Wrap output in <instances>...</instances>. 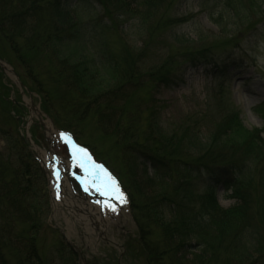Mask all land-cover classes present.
Segmentation results:
<instances>
[{"label":"rangeland","instance_id":"374dc122","mask_svg":"<svg viewBox=\"0 0 264 264\" xmlns=\"http://www.w3.org/2000/svg\"><path fill=\"white\" fill-rule=\"evenodd\" d=\"M128 1L135 9L134 0ZM167 2L171 4L168 7V4L165 5L155 14V31L150 35L153 44L147 50L145 42H151L147 39L146 30H143L136 19L133 21L127 17L123 18L117 31L113 33L115 35L110 37L113 41L118 36L121 38L118 37L113 50L121 52L128 49L127 52L133 54V50L139 51V57L146 54V59L137 69L139 73H145L146 69L160 63L178 44L210 47L217 55L210 66L183 68V78L177 80L176 85L159 86L157 89L153 85H145L129 100L132 103L138 99L145 103L152 99V104H147V108L153 106L155 111V115H152L151 110L141 107V121H136L137 124L131 128L135 133V140L141 142L150 135V122L153 121L152 127L160 129L162 139L171 140L170 137L175 138L176 135L182 137L183 131L188 129L202 142L209 141L217 118H220L218 103L226 99L229 108L239 115L242 127L247 131H260V137L264 141V120L262 113L257 111L258 108L264 109V0ZM63 8V13L66 14L64 16L69 15L67 17L88 23V30L100 18H103L104 23L107 22L103 9L96 0H69ZM33 17L35 19L27 20V28L19 34L25 39L42 36L46 27L44 22L41 24L38 21L42 17L40 9ZM232 39L234 43H231ZM24 43L23 41L20 45L23 46ZM120 43L122 49L117 47ZM170 44L174 46L170 48ZM21 52L23 54L14 55L10 46L0 39V159L10 163L13 168L22 165V161L27 162L30 165L28 170L32 169L35 173L40 220L37 223L36 252L45 264H145V256L137 244L140 240L138 227L129 207L108 211L109 215L106 223L101 225V232L95 227L85 231L77 225H67L62 213H54L47 171L42 164L39 163V169L31 161L18 136H32L28 141L29 151L37 159L39 153L35 146L42 152L51 151L66 158L55 137L56 145L50 143L52 138L49 132L59 129L70 132L80 144L91 148L93 155L104 161L119 178L125 192L133 199L135 208L148 201V197H155L157 213H160L164 222L171 221L178 210L181 211L188 205L187 202L193 195L201 193L204 187L202 181H205L200 175L201 172H193L191 186L188 187V192L192 195L190 193V198L186 200L183 198L188 193L173 194L172 181H165L163 184L148 182L147 174H152L151 168L143 159L136 160V155L130 154L124 148V144L130 140L114 137L111 130L105 125L99 126L88 111L84 117H80L83 106L76 102L77 98L64 84L62 60L55 59L47 51L37 52L27 60V53L23 49ZM57 53L61 59L67 57L71 61H77L83 54L90 66H93V62H100L96 57V48L92 45L88 48L86 45L69 44L58 49ZM96 69L101 70L100 66ZM126 88L127 86L124 87ZM126 117L129 120L131 116L121 115L122 124L127 123ZM160 140L157 138L156 142ZM240 158L243 159L242 156ZM245 165L247 170L243 178L251 181V196L257 200L263 192L259 186L262 164L258 163L255 167L246 162ZM74 187L77 190L75 185ZM136 189L144 198L141 199L133 193ZM229 194L221 187L216 190L218 205L223 210L236 204L234 199L228 198ZM179 200L183 209L177 207ZM135 208L133 212L138 225L144 227L145 243L148 247L152 244L159 246V230L149 226V222L145 223ZM253 211L254 208L251 209ZM251 212L249 214L254 217ZM258 223V218H254L249 226L256 230ZM232 225L230 224L234 227ZM18 232L19 228H15L12 235ZM248 232L250 230L246 231ZM243 244L249 245L247 247ZM252 245L256 246V243L251 244L249 240L241 243L242 247L247 248L248 258L256 261L258 255L254 253ZM188 251L189 248L182 250L180 260L190 263L196 259V254ZM231 259L234 264L232 255Z\"/></svg>","mask_w":264,"mask_h":264},{"label":"trees","instance_id":"16d2710c","mask_svg":"<svg viewBox=\"0 0 264 264\" xmlns=\"http://www.w3.org/2000/svg\"><path fill=\"white\" fill-rule=\"evenodd\" d=\"M68 1L0 0V39L10 46L14 55L23 54V49L27 53V60L40 51H47L55 59L62 60L64 84L77 98L76 102L83 106L80 117H84L88 111L98 125H105L114 137L130 140L128 144L125 142L124 148L136 155V160L143 159L151 168L152 174H147L148 182L163 184L172 181L173 194L188 193L183 198L186 200L190 198L188 187L191 186L193 172L198 170L194 173L201 172V177L205 179L201 193L193 195L184 209L179 200L177 207L183 210H178L168 222H164L157 213L155 197H148V201L138 208L133 206L131 198L132 215L140 239L137 244L145 256V264H232L231 255L234 264H261L264 261V141L260 137L261 132L245 130L239 115L229 108L226 99L218 103L220 118H217L209 141L202 142L188 129L183 131L182 137L176 135L175 138L170 137L171 140L162 139L160 129L152 127L153 121L150 122V135L141 142L135 140V133L131 130L136 121H141V107L147 108V104L153 101L150 99L144 103L135 99L129 102L139 90L145 85H153L155 89L176 85L177 80L183 78V68L210 66L217 53L210 47H191L188 41V44H178V47L170 44V48L173 47L170 55L146 69L145 73H139L137 69L146 59V54L139 57V51L133 50V54L127 52L128 49L121 50L122 43L117 45L122 53L115 52L113 47L120 37L116 41L110 37L115 35L113 33L123 18L136 19L151 42H145L147 50L153 44L150 35L155 31V14L172 1L134 0V9L128 0H96L107 22L100 18L93 22L90 30L86 28L88 23L64 16L63 5ZM38 9L42 12L38 21L41 24L44 22L46 27L42 36L25 39L19 34L27 28V20L35 19L33 15H37ZM22 40L25 42L23 46L20 45ZM230 41L234 43V39ZM69 44L86 45L88 48L94 46L100 62H93V66H90L83 54L77 61H68L67 57L61 59L58 49ZM98 66L101 70L96 69ZM147 110L155 115L153 106ZM257 111L262 113L264 120V109L258 108ZM127 114L131 117L129 120L126 117L127 123L122 124L121 115ZM18 138L26 151L23 139ZM157 138L161 140L156 142ZM26 154L29 156L27 151ZM29 158L33 162L31 156ZM246 162L255 167L260 163L263 167L259 181L263 192L257 200L251 196V181L243 178L247 170ZM20 163L22 165H18V168H13L10 163L0 159V264H45L36 252L37 223L40 220L35 173L32 169L28 170L30 165L27 162ZM220 187L230 193L228 198L236 201L232 208L223 210L219 207L216 190ZM133 193L144 198L137 189ZM134 208L140 212L145 223L149 222V226L159 230L160 247L153 244L148 247L145 243L144 227L138 225ZM249 212L254 213V217ZM250 218L253 221L258 218L256 230L249 226L253 222ZM15 228H19V232L12 235ZM247 230L250 232L246 233ZM248 240L251 244L256 243V246L252 245L254 253L258 255L256 261L249 259L247 248L241 246L242 241L245 243ZM243 245L248 247L249 244ZM186 248L190 249L188 252L196 254L195 262L180 260L181 252Z\"/></svg>","mask_w":264,"mask_h":264},{"label":"bare ground","instance_id":"6f19581e","mask_svg":"<svg viewBox=\"0 0 264 264\" xmlns=\"http://www.w3.org/2000/svg\"><path fill=\"white\" fill-rule=\"evenodd\" d=\"M90 200L92 201L93 197H90ZM53 205L56 212H58L57 210L63 211L62 218L67 225H77V227H82L85 231L92 230L95 227L101 232V225L106 223L109 215L101 213L97 207L89 202L86 203L73 197L68 190L62 200L53 202Z\"/></svg>","mask_w":264,"mask_h":264},{"label":"snow or ice","instance_id":"6c2138e0","mask_svg":"<svg viewBox=\"0 0 264 264\" xmlns=\"http://www.w3.org/2000/svg\"><path fill=\"white\" fill-rule=\"evenodd\" d=\"M113 211H115V209H113Z\"/></svg>","mask_w":264,"mask_h":264}]
</instances>
